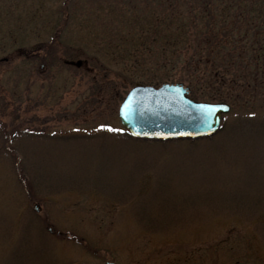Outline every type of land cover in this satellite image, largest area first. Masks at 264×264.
<instances>
[{
  "label": "rangeland",
  "instance_id": "rangeland-1",
  "mask_svg": "<svg viewBox=\"0 0 264 264\" xmlns=\"http://www.w3.org/2000/svg\"><path fill=\"white\" fill-rule=\"evenodd\" d=\"M169 15L154 0H0V264H264V79L232 98L196 85L191 50L170 71L108 48L149 23L169 47L184 22ZM169 73L230 103L215 134L125 132L126 92Z\"/></svg>",
  "mask_w": 264,
  "mask_h": 264
},
{
  "label": "trees",
  "instance_id": "trees-1",
  "mask_svg": "<svg viewBox=\"0 0 264 264\" xmlns=\"http://www.w3.org/2000/svg\"><path fill=\"white\" fill-rule=\"evenodd\" d=\"M154 1L159 5H169V22L177 17L184 20L177 25L182 35H176L169 47L160 46V30L154 27L156 25H151L150 28L149 23L146 30L141 29L138 41L131 47H120L117 43L115 46H108L110 50L120 51L121 54L127 51L136 67L145 65L148 60H155L154 64L159 68L167 67L170 71L177 66L182 54H185L182 49L191 50L185 57V65L196 74L191 75L197 79L196 85L202 80L211 88H216L215 85L225 86L232 98L240 95L243 88H249L250 85L257 88L262 84L264 0ZM137 14L135 22L139 21L137 16L141 18ZM159 17L166 22V13L163 16L155 14L154 22H160ZM129 34L130 32L125 36L130 37ZM169 76L170 73L166 74L160 81L170 79ZM233 88H237V91L231 92L230 89ZM194 90L195 87L190 92L191 95L195 94ZM223 94L220 93V99H226Z\"/></svg>",
  "mask_w": 264,
  "mask_h": 264
},
{
  "label": "water",
  "instance_id": "water-1",
  "mask_svg": "<svg viewBox=\"0 0 264 264\" xmlns=\"http://www.w3.org/2000/svg\"><path fill=\"white\" fill-rule=\"evenodd\" d=\"M69 62L80 66L82 60ZM125 103L130 104V110H125L122 114L121 109ZM205 105L215 106L210 121L203 118L202 106ZM229 109L228 103L197 101L190 98L182 82H164L159 86L134 85L120 105L119 116L132 135L165 140L212 134L219 128L222 113ZM78 264L117 263L107 260L100 263Z\"/></svg>",
  "mask_w": 264,
  "mask_h": 264
},
{
  "label": "snow or ice",
  "instance_id": "snow-or-ice-1",
  "mask_svg": "<svg viewBox=\"0 0 264 264\" xmlns=\"http://www.w3.org/2000/svg\"><path fill=\"white\" fill-rule=\"evenodd\" d=\"M214 107L215 106H212V105L202 106V108L204 109L203 118H204L205 121H210L211 120L212 115H213V111H214ZM125 110H130V104L129 103H125L122 106L121 113L123 114L125 112ZM100 127L107 128L108 130H113L108 125H101Z\"/></svg>",
  "mask_w": 264,
  "mask_h": 264
}]
</instances>
